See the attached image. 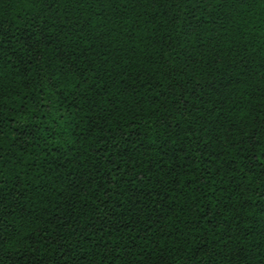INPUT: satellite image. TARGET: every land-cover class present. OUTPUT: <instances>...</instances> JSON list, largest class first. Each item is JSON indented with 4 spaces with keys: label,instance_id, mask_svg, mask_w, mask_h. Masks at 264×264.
Listing matches in <instances>:
<instances>
[{
    "label": "trees",
    "instance_id": "1",
    "mask_svg": "<svg viewBox=\"0 0 264 264\" xmlns=\"http://www.w3.org/2000/svg\"><path fill=\"white\" fill-rule=\"evenodd\" d=\"M0 264H264V0H0Z\"/></svg>",
    "mask_w": 264,
    "mask_h": 264
}]
</instances>
